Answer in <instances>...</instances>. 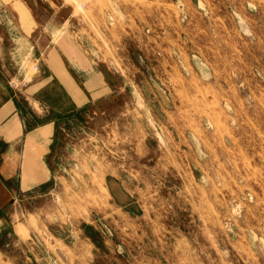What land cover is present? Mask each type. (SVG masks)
I'll list each match as a JSON object with an SVG mask.
<instances>
[{"label":"rangeland","instance_id":"1","mask_svg":"<svg viewBox=\"0 0 264 264\" xmlns=\"http://www.w3.org/2000/svg\"><path fill=\"white\" fill-rule=\"evenodd\" d=\"M22 1L110 93L44 98L56 143L0 264H264V0Z\"/></svg>","mask_w":264,"mask_h":264},{"label":"crops","instance_id":"2","mask_svg":"<svg viewBox=\"0 0 264 264\" xmlns=\"http://www.w3.org/2000/svg\"><path fill=\"white\" fill-rule=\"evenodd\" d=\"M1 5L9 7L0 11V245L18 237L19 195L35 182L39 163L56 143L61 116L44 98H66L83 108L110 93L106 74L78 44L44 38L36 10L22 0ZM28 64L34 77L27 80Z\"/></svg>","mask_w":264,"mask_h":264},{"label":"bare ground","instance_id":"3","mask_svg":"<svg viewBox=\"0 0 264 264\" xmlns=\"http://www.w3.org/2000/svg\"><path fill=\"white\" fill-rule=\"evenodd\" d=\"M106 182V181H105Z\"/></svg>","mask_w":264,"mask_h":264}]
</instances>
